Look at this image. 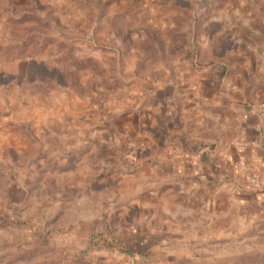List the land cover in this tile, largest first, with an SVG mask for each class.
I'll return each instance as SVG.
<instances>
[{"label": "rangeland", "instance_id": "obj_1", "mask_svg": "<svg viewBox=\"0 0 264 264\" xmlns=\"http://www.w3.org/2000/svg\"><path fill=\"white\" fill-rule=\"evenodd\" d=\"M248 76L262 114L264 0H0V264H264L245 158L212 209L172 169L233 149Z\"/></svg>", "mask_w": 264, "mask_h": 264}, {"label": "crops", "instance_id": "obj_2", "mask_svg": "<svg viewBox=\"0 0 264 264\" xmlns=\"http://www.w3.org/2000/svg\"><path fill=\"white\" fill-rule=\"evenodd\" d=\"M209 81H211V79H209ZM259 83L258 79L254 76L245 77V98L241 99L243 101L245 100L246 105L241 117V136L236 141L233 149H230L225 157H222V160L217 159L215 154L208 153L199 155V157L192 159L191 162L184 159V164L180 163L181 165L179 164L172 167L175 174L180 177V172L185 167L192 166L191 168H193L195 180L207 183L209 189L205 191V194L203 193L204 199L202 201V204H205L206 208L212 209V206L216 207L218 203L217 198L219 191L218 188H216L217 182H225L226 186L232 188L233 183L237 181L235 180L236 175L233 171L237 169L235 163L240 156L245 158V162L249 168L248 171H255L258 175V181L262 182L264 185V112L258 114L247 107L250 95L251 97L256 95L251 94L254 88L252 90H250V88L259 85ZM249 90L250 95L248 94ZM260 92H262V90H260ZM253 100L251 99V101ZM208 147L212 150L215 145L209 144ZM228 165L230 166L229 171H227V174L223 175L222 172L226 171ZM169 167L170 166H164L165 171H168ZM240 174L242 175L241 178L243 177L242 181H245V189L242 187L231 192V189L226 188L225 198L233 201L234 195H236V198L239 199L241 203L245 204V210L251 206L253 208L257 207V209H261V213L264 215V190L250 189L248 186L249 174H247V172ZM199 197H202V195ZM245 227L248 228L247 223H245Z\"/></svg>", "mask_w": 264, "mask_h": 264}, {"label": "built area", "instance_id": "obj_3", "mask_svg": "<svg viewBox=\"0 0 264 264\" xmlns=\"http://www.w3.org/2000/svg\"><path fill=\"white\" fill-rule=\"evenodd\" d=\"M256 178V177H255ZM256 180V179H255Z\"/></svg>", "mask_w": 264, "mask_h": 264}]
</instances>
